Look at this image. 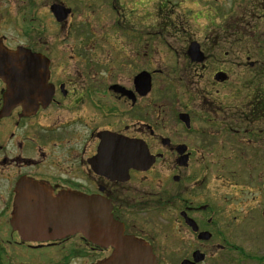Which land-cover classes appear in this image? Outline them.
<instances>
[{
  "label": "flooded vegetation",
  "instance_id": "flooded-vegetation-1",
  "mask_svg": "<svg viewBox=\"0 0 264 264\" xmlns=\"http://www.w3.org/2000/svg\"><path fill=\"white\" fill-rule=\"evenodd\" d=\"M224 1L207 0L213 16L197 39L186 36L191 30L175 0H0V264H69L68 251L90 264L110 253L80 234L22 240L12 220L26 181L35 188L25 193L30 202L62 193L104 198L124 233L151 246L155 264H224L212 260L225 250L242 264V247L225 235L232 227L247 234L243 224L258 214L263 222L264 204L255 215L244 202L259 190L264 195V181L252 175L264 156V73L260 66L249 72L244 91L227 86L231 73L202 41L215 48L247 36V24L264 23V0H230L231 11L241 14L234 24L225 20ZM54 6L69 12L58 20ZM106 6L114 17L102 28L97 9ZM81 8L86 11L78 15ZM56 29L62 37L50 36ZM180 36L186 43L178 55L173 46ZM192 41L203 53L200 63L186 53ZM20 50L28 53L11 61L3 53ZM160 55L174 58L166 69ZM176 56L189 68L208 70L209 81L153 91L156 77L181 73ZM141 73L150 79L146 93L134 81ZM192 74L191 68L184 76ZM115 139L129 155L152 156V164L127 168L130 158L109 152ZM40 252L48 255L41 263ZM92 254L98 257L86 263Z\"/></svg>",
  "mask_w": 264,
  "mask_h": 264
},
{
  "label": "water",
  "instance_id": "water-1",
  "mask_svg": "<svg viewBox=\"0 0 264 264\" xmlns=\"http://www.w3.org/2000/svg\"><path fill=\"white\" fill-rule=\"evenodd\" d=\"M58 20L64 18L69 12H63L61 6L52 7ZM5 53L11 61L14 54L28 53L18 51L16 53ZM189 60L200 63L203 61V53L199 44L195 41L189 43L186 51ZM9 54V55H8ZM33 59L30 57V60ZM47 69L44 70V80L47 78ZM216 79L222 81L224 75L219 73ZM139 84L143 93L150 89V79L141 73L134 78ZM112 151L123 153L122 156L130 158L127 168H148L153 157L148 154L142 156L129 155L124 151L123 145L118 146L119 140H114ZM119 150V151H117ZM137 161H139L137 163ZM18 189L19 202L14 207L12 226L19 233L22 240H54L62 236L81 234L84 239L100 247L101 249H111L109 255L91 264H155L156 258L152 253L151 246L143 240L124 233L123 226L116 221L110 212V204L98 195L86 196L62 193L58 196H46L45 200L30 202L31 199L25 194L34 190L31 182H22ZM264 187V186H263ZM264 222V208L262 210ZM50 230L48 235H39Z\"/></svg>",
  "mask_w": 264,
  "mask_h": 264
},
{
  "label": "rangeland",
  "instance_id": "rangeland-1",
  "mask_svg": "<svg viewBox=\"0 0 264 264\" xmlns=\"http://www.w3.org/2000/svg\"><path fill=\"white\" fill-rule=\"evenodd\" d=\"M200 1H201L200 4L204 6L208 3L207 0H203V1L200 0ZM205 1L206 3H203ZM219 1L223 4L225 3V1L222 2V0H219ZM227 1L228 3L226 4L224 8L225 10H223L226 13L225 20L228 23L234 24L235 17L238 16L240 13L238 14L236 10L235 12H232L230 8V4H229L230 0H227ZM215 4L216 3H212L213 6ZM101 5L104 6L103 3H101ZM83 6H85L84 3L82 4V7ZM97 10H99V13L101 14L100 16L101 18H99V22L96 20V25L104 28L107 22L112 20L114 15L113 13H108L109 7L107 6L105 9L98 8ZM85 11L86 10L82 8L78 9V15H81L82 12H85ZM137 13L138 11L133 8V16L136 18L138 17ZM87 14H88V16L86 17L87 21L90 22L91 30H94L95 24L92 25V23H95V19L93 18L92 13H90V11H88ZM183 21H186L184 23V25L186 26V29L189 31L191 30V33L187 34L186 36L195 37L197 39L200 37L202 38V35H199L197 32H194L192 30L191 25L188 24L186 19H183ZM247 26H249L247 27L248 29L247 36H244L242 38H240V36L238 37L234 36L236 41L233 40L235 41V43H232V44H225V45L222 44L214 48L213 45H210L211 47H209L205 44L204 41H202V48L210 53H213V54L215 53L216 55L218 54V57L222 60L221 63L224 64L223 69L231 73L230 83L227 84V86L240 87L241 90L243 91L245 90V87H246V82L244 81L245 79L250 77L249 72L257 71V70L259 71L260 65L258 64V62L260 64L264 62V23H257L255 28H251L249 24H247ZM243 27H245V25H243ZM138 28H139V25L137 21L133 25L131 32L135 34L138 31ZM147 31H149V29H147ZM63 33L64 31H59L58 29H56L51 32L50 36L52 38L62 37ZM108 36L112 37L111 35H108ZM120 36L124 37V35L122 34ZM115 37H118V36H115ZM181 38L183 39V36H180L178 39V43H176V45L173 46L176 49V52L178 55L182 54L183 48H185V43H186L185 41L180 40ZM257 39H259V41H256ZM125 44L127 45V43ZM225 53L228 55V57H223ZM167 56H168V60L165 55H160L158 57V61H164L163 62V65H165L164 69H166L168 65L172 64V62H169V61H172L174 59L170 55H167ZM239 56L242 57L241 60H238ZM247 56L249 57V60H246ZM174 61H175L174 64L176 66H180L181 73L179 74V76L170 75L166 79L156 77L154 80L155 87L153 91H158L160 88H166L167 86L179 85V84L201 87V86L206 85V83L209 81L210 78L208 75V70H204L203 72H201L200 69L193 68V67L189 68L187 65L188 62L185 61V57L183 56L182 57L179 56V58L176 56ZM248 62L254 63L253 69L251 70L249 69ZM191 68H192V73H194L195 75L192 74L191 76H187V75L184 76L185 71ZM154 94H157V93H154ZM258 167H260V172H258L257 174H252V175L253 177L257 175L259 179L257 180L256 183H261L262 181H264V156L259 158ZM248 201L251 202L249 209H252V214H253L257 210L259 211L261 210L264 204V195L263 193L261 194L259 190L258 193L254 192L251 195H249L246 201L244 202V204H247ZM255 215H257V213H255ZM258 216L255 217V220L252 219V222H248V224H243V226L249 230L247 234L242 233L240 230H237V231L233 230L234 227L230 228L229 230H226L225 236H226L227 243L231 244V246L234 245V246L242 247L243 249L244 258H243L242 264H264V223L260 219V214H258ZM78 251H84V250H82L81 247L78 245ZM247 254L256 256L257 258H255V260L247 259ZM233 256H234V253L228 254L227 251L225 250L223 253L217 255L216 259L212 261H217V262H221L224 264H234L233 263L234 260L231 261ZM96 257H98V255L92 254L90 257H88V260H86V263H89V261L94 260ZM46 258H48V255L46 254V252L36 253V257H35L36 262L41 263L45 261ZM67 261L69 262V264H80V261H78V253H70L68 251ZM81 264H85V263H81Z\"/></svg>",
  "mask_w": 264,
  "mask_h": 264
},
{
  "label": "clouds",
  "instance_id": "clouds-1",
  "mask_svg": "<svg viewBox=\"0 0 264 264\" xmlns=\"http://www.w3.org/2000/svg\"><path fill=\"white\" fill-rule=\"evenodd\" d=\"M178 7L175 9L177 14L182 15L191 25L194 32L203 35L210 22L213 13L204 5L200 4L198 0H175ZM130 7H139V5H130ZM189 10L194 14L189 15Z\"/></svg>",
  "mask_w": 264,
  "mask_h": 264
},
{
  "label": "trees",
  "instance_id": "trees-1",
  "mask_svg": "<svg viewBox=\"0 0 264 264\" xmlns=\"http://www.w3.org/2000/svg\"><path fill=\"white\" fill-rule=\"evenodd\" d=\"M260 71L264 73V62L260 64Z\"/></svg>",
  "mask_w": 264,
  "mask_h": 264
}]
</instances>
